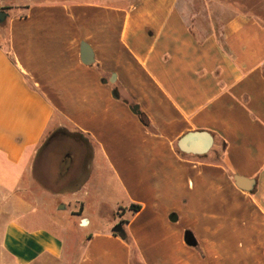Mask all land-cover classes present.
Segmentation results:
<instances>
[{
  "label": "crops",
  "instance_id": "crops-1",
  "mask_svg": "<svg viewBox=\"0 0 264 264\" xmlns=\"http://www.w3.org/2000/svg\"><path fill=\"white\" fill-rule=\"evenodd\" d=\"M5 4L0 188L37 195L2 230L9 264H264V23L198 37L183 0Z\"/></svg>",
  "mask_w": 264,
  "mask_h": 264
},
{
  "label": "rangeland",
  "instance_id": "rangeland-1",
  "mask_svg": "<svg viewBox=\"0 0 264 264\" xmlns=\"http://www.w3.org/2000/svg\"><path fill=\"white\" fill-rule=\"evenodd\" d=\"M13 1V0H12ZM15 2L17 0H14ZM101 2H106L109 4L123 5L129 8L139 0H96ZM187 3V8L194 20L200 23L201 30L198 27H193V31L204 32L212 31L213 27L220 26L228 16L233 14H245L258 18L264 23V0H183ZM12 4H5L0 7V10L6 11L7 13L13 12ZM200 33H198V37ZM119 95L123 98L126 97V92L123 89H119ZM63 123L68 125V122L63 121ZM55 130L52 131V133ZM52 134H48L45 138V143H72L69 141L67 136L59 134L52 140ZM110 178V176H109ZM26 188V187H25ZM27 190V188L25 189ZM114 195H108L105 200L122 199L121 190H116ZM4 189L0 188V257L3 261L9 264L10 259L3 252L1 247L2 230L5 224L19 213L20 205L22 200L25 203H29L36 207L37 195H20L22 191H15V195H6ZM26 193V192H23ZM110 202H106L103 212L109 214L110 212ZM121 211L118 208L117 213ZM109 212V213H108ZM53 264V263H52Z\"/></svg>",
  "mask_w": 264,
  "mask_h": 264
},
{
  "label": "water",
  "instance_id": "water-1",
  "mask_svg": "<svg viewBox=\"0 0 264 264\" xmlns=\"http://www.w3.org/2000/svg\"><path fill=\"white\" fill-rule=\"evenodd\" d=\"M7 15H8V13L6 11L0 10V21H4ZM83 55H84L83 60L85 62H88V59L90 57V52L85 45L83 46ZM190 135H191V133H188L180 139L179 144H180V147L182 149H184L185 143H186L187 139L190 137ZM208 147H209V142L207 144H205L203 147H201L200 149H196V151L205 152V151H207ZM235 179H236L237 185L240 188H243L245 190L251 189V183H252L251 180L246 181V179H244L243 177H240V176H235ZM113 232L121 233L124 235L125 230H124L123 224L122 223L116 224L115 227L113 228ZM185 240H186L187 244L190 246H196L197 245V240H196L194 234L189 230L185 232Z\"/></svg>",
  "mask_w": 264,
  "mask_h": 264
},
{
  "label": "flooded vegetation",
  "instance_id": "flooded-vegetation-1",
  "mask_svg": "<svg viewBox=\"0 0 264 264\" xmlns=\"http://www.w3.org/2000/svg\"><path fill=\"white\" fill-rule=\"evenodd\" d=\"M117 90V89H116ZM59 134H64L61 130H57L56 131V133L53 135V137H52V140L55 138V137H57ZM63 136H67L68 137V135L67 134H64ZM71 136L73 137V139H75V141H72V142H74V143H84L85 141L83 140V138H81L78 134H71ZM58 144H60V143H58ZM68 155H69V157L66 159V163L67 162H69V160L72 162V160H73V156H72V153H71V151L70 152H68Z\"/></svg>",
  "mask_w": 264,
  "mask_h": 264
},
{
  "label": "trees",
  "instance_id": "trees-1",
  "mask_svg": "<svg viewBox=\"0 0 264 264\" xmlns=\"http://www.w3.org/2000/svg\"><path fill=\"white\" fill-rule=\"evenodd\" d=\"M140 208H141V206L138 205V204H131L130 207H129V209H130L133 213L138 212V211L140 210Z\"/></svg>",
  "mask_w": 264,
  "mask_h": 264
}]
</instances>
